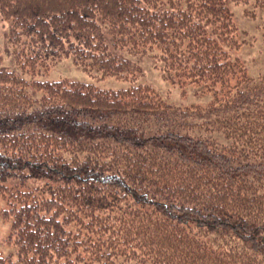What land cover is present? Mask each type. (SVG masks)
I'll return each mask as SVG.
<instances>
[{
  "label": "trees",
  "instance_id": "trees-1",
  "mask_svg": "<svg viewBox=\"0 0 264 264\" xmlns=\"http://www.w3.org/2000/svg\"><path fill=\"white\" fill-rule=\"evenodd\" d=\"M232 4L264 14V0H0L23 71L0 69L15 248L0 264H264V75L234 56ZM126 55L215 98L170 104ZM65 58L130 85L25 76Z\"/></svg>",
  "mask_w": 264,
  "mask_h": 264
},
{
  "label": "rangeland",
  "instance_id": "rangeland-1",
  "mask_svg": "<svg viewBox=\"0 0 264 264\" xmlns=\"http://www.w3.org/2000/svg\"><path fill=\"white\" fill-rule=\"evenodd\" d=\"M244 8L245 6L242 5H231L234 21L238 27L237 39L240 41V46L234 50V56L240 58L251 76L264 75V14L261 13L258 18L253 19L245 16ZM0 50L2 54L0 69L14 70L22 74L23 71L17 66L12 48L7 42V30L1 20ZM126 56L138 62L143 69L144 75L138 83L151 84L160 97L170 104L185 108L206 107L215 98L214 91L209 90L202 83H182L165 79L162 76V72L155 67V61L152 58L146 56ZM25 76L28 80L33 78L47 81L69 79L92 83L105 89H122L130 85V82L114 77H102L101 73L96 70L88 72L82 67L77 66L72 58L63 59L48 71H42V73L35 75L27 72ZM40 94L41 92H35V96H39ZM6 206L5 200L0 198V250L4 254H11L15 252V248L5 242L10 229V221L4 219L1 214V210L6 208Z\"/></svg>",
  "mask_w": 264,
  "mask_h": 264
}]
</instances>
